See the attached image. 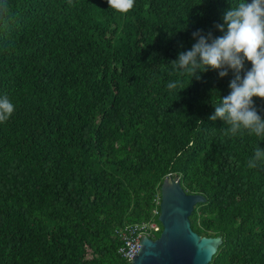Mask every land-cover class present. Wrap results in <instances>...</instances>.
I'll use <instances>...</instances> for the list:
<instances>
[{
	"label": "trees",
	"instance_id": "obj_1",
	"mask_svg": "<svg viewBox=\"0 0 264 264\" xmlns=\"http://www.w3.org/2000/svg\"><path fill=\"white\" fill-rule=\"evenodd\" d=\"M239 2L0 0V97L15 106L0 123V264H131L116 231L160 223L171 176L206 197L190 218L223 237L210 264H264V163L249 167L264 137L209 119L236 73L172 64L194 32L223 35Z\"/></svg>",
	"mask_w": 264,
	"mask_h": 264
},
{
	"label": "clouds",
	"instance_id": "obj_2",
	"mask_svg": "<svg viewBox=\"0 0 264 264\" xmlns=\"http://www.w3.org/2000/svg\"><path fill=\"white\" fill-rule=\"evenodd\" d=\"M107 2L120 13L129 12L135 5V0ZM223 20L224 24L216 25L223 35L215 37L211 32L205 35L203 30L194 32L197 42L191 50L179 53L172 64L178 71L197 79H200L199 73L209 69L217 70L221 78L228 76L229 70L234 71L236 76L230 82V94L214 104L215 113L209 119L223 120L233 136H242L247 131L264 137V118L258 114L253 99H264V0H241L225 12ZM245 61L251 62L250 70L245 69ZM241 72L244 75H240ZM179 85V81L169 82L167 87L172 90ZM14 111L10 98L0 97V123L9 120ZM257 162L264 163V149L260 146L249 160V167H256ZM158 196L161 198V193Z\"/></svg>",
	"mask_w": 264,
	"mask_h": 264
},
{
	"label": "water",
	"instance_id": "obj_3",
	"mask_svg": "<svg viewBox=\"0 0 264 264\" xmlns=\"http://www.w3.org/2000/svg\"><path fill=\"white\" fill-rule=\"evenodd\" d=\"M205 201L200 193H188L180 177L166 178L161 185L162 231L157 238L142 236L141 249L132 264H210L223 237L201 235L193 229L190 218L197 204Z\"/></svg>",
	"mask_w": 264,
	"mask_h": 264
},
{
	"label": "built area",
	"instance_id": "obj_4",
	"mask_svg": "<svg viewBox=\"0 0 264 264\" xmlns=\"http://www.w3.org/2000/svg\"><path fill=\"white\" fill-rule=\"evenodd\" d=\"M156 204L160 205L161 198L157 196L155 199ZM154 215H159V209L155 208ZM162 230V226L156 220L144 221L141 223H135L127 225L123 228L117 229L116 233L123 241V245L119 248V252L123 257L128 259L132 264L133 257L141 249V238L143 235L154 237V233H158Z\"/></svg>",
	"mask_w": 264,
	"mask_h": 264
},
{
	"label": "rangeland",
	"instance_id": "obj_5",
	"mask_svg": "<svg viewBox=\"0 0 264 264\" xmlns=\"http://www.w3.org/2000/svg\"><path fill=\"white\" fill-rule=\"evenodd\" d=\"M158 235H160V234H156V238L158 237Z\"/></svg>",
	"mask_w": 264,
	"mask_h": 264
}]
</instances>
